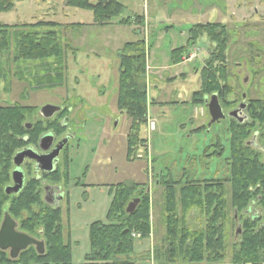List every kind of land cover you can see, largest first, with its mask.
Masks as SVG:
<instances>
[{
  "label": "rangeland",
  "instance_id": "374dc122",
  "mask_svg": "<svg viewBox=\"0 0 264 264\" xmlns=\"http://www.w3.org/2000/svg\"><path fill=\"white\" fill-rule=\"evenodd\" d=\"M118 2L124 7L122 14L105 25L95 24L91 11L66 7L62 0H23L12 10L0 12L1 30L5 25L37 21H53L62 26L83 24L67 30L62 26L36 28L42 34L55 31L61 49L57 59L32 61L15 60L16 29L20 28L10 29L5 48L0 47V106H33L34 113L26 119L30 122L42 120L40 110L44 105L68 107L67 124L73 135L68 141L70 177L67 186L61 185L63 196L58 205L62 210L64 240L71 243L72 263L85 262L89 225L106 222L113 198L108 189L138 183L149 195L151 233L145 239L132 235L134 253L127 260L130 264H163L167 261L168 245L163 182H177L173 200L176 217L180 222L185 219L186 226L195 230L205 226L206 217L196 208L183 212L179 181L221 180L230 175L225 162L228 116L210 123L211 96L205 97L204 105L190 102L193 92L200 89V71L213 44L202 35L187 45L189 29L196 24H224L228 30L227 79L233 89L228 100H238L236 108L249 99L264 100V0ZM136 15L143 17L142 24L137 23ZM124 18L129 24H119ZM137 40H144L146 45V74L139 81L146 85L147 119L139 135L145 138L146 146L138 145L127 160L131 123L117 107L118 54L125 43ZM186 45L189 59L173 65L171 50ZM237 114L246 117L245 109L240 108ZM217 138L224 147L222 158L205 159L203 150L208 145L209 151L217 149ZM252 140L264 152L263 140L257 136ZM22 168L14 167L21 172ZM40 171L36 168L35 174ZM22 174L24 183L28 176ZM255 209L258 206H253L243 218L254 214ZM228 213L224 226L226 261L234 242H238L240 228L239 218L233 220V209L229 208ZM257 216L264 226V212ZM25 217L24 213L22 219ZM5 252L9 254L8 250Z\"/></svg>",
  "mask_w": 264,
  "mask_h": 264
},
{
  "label": "trees",
  "instance_id": "16d2710c",
  "mask_svg": "<svg viewBox=\"0 0 264 264\" xmlns=\"http://www.w3.org/2000/svg\"><path fill=\"white\" fill-rule=\"evenodd\" d=\"M22 1L0 0V12L10 11ZM62 2L66 7L91 11L97 25L110 23L124 10L118 0ZM134 18L137 23H143V17L136 15ZM119 24H129L128 18L119 20ZM82 25L74 23L62 26L53 21L5 25L3 30L0 29V47L5 48L10 29L20 28L16 29L15 60L57 59L61 47L56 32L42 34L35 29H61L62 26L67 30ZM202 35L211 41L213 49L200 71V89L193 92L190 102L197 106L204 105L206 96L216 95L222 108L232 112L238 100H228L233 92L227 79L228 30L222 23L196 24L189 29L187 45L193 44ZM187 45L171 50L173 65L189 58ZM118 61L117 107L131 123L126 150V158L129 160L134 155L133 149L138 145L146 146L145 138L139 136L141 126L145 125L147 119L146 85L144 81L139 82L146 74L145 41L125 43L118 54ZM34 111L33 106L23 104L0 106V222L7 212L18 222L21 232L44 243V252L40 254L35 247L30 246L16 258H11L8 253L0 250V264H74L71 243L64 240L63 236L62 210L60 206H52L44 201L41 188L44 180L50 184H69L71 161L68 147L54 171L35 179L31 167L27 166L28 179L21 191L18 194H7L5 190L12 184L11 174L17 152L28 146L36 147L40 137L46 133H52L57 139L67 133L68 125L64 126L62 119L68 115V107L56 113L55 118L26 121ZM245 112L246 119L243 122L236 117H228V155L225 162L229 168V177L221 180L179 181L183 212L190 208L200 209L206 217L204 227L191 230L184 223L185 219L178 221L173 202L177 182H163L167 194L164 221L168 241L165 249L167 261L163 264H264V226L257 216L261 211L264 212V152L252 140L256 134L264 145V100L249 99L245 103ZM27 123L31 124L30 129ZM214 145L217 149L209 151L208 145L203 150L202 156L205 159L222 158L224 147L219 138ZM141 186L138 183L119 184L116 188L108 189V194H113V198L105 215L106 222L95 221L89 225V252L85 254V262L79 264H130L127 258H131L134 253L132 235L139 234L145 239L151 233L149 195L143 193ZM135 199H139V203L131 213H127L128 203ZM253 206H258L254 214L250 213L243 218ZM229 208L234 211V222L236 217L239 218L240 228L238 242H234L229 261H226L228 244L224 226L229 219ZM24 213L26 217L22 219ZM120 257L124 259L117 260ZM177 257L180 261L176 260Z\"/></svg>",
  "mask_w": 264,
  "mask_h": 264
},
{
  "label": "water",
  "instance_id": "95a60500",
  "mask_svg": "<svg viewBox=\"0 0 264 264\" xmlns=\"http://www.w3.org/2000/svg\"><path fill=\"white\" fill-rule=\"evenodd\" d=\"M243 107L244 104L240 106V108ZM60 109L61 108L59 106L47 104L41 108L40 113L44 118H51ZM208 109L211 118L210 123L217 122L226 117V114L224 113L216 95H212L211 99L208 101ZM238 111L239 109L234 110L230 112L229 115L237 117ZM239 120L242 121V118H239ZM26 126L28 129L31 128L30 123H27ZM67 140L68 137L59 141L57 146L52 151L47 152L54 141V136L52 133H46L42 135L39 140V148L46 153L39 154L33 148L23 149L16 153L14 157V164L20 166L24 159L29 158L36 161L41 170L50 172L53 170L59 152ZM12 179L14 181L12 190L18 191L22 187L23 183V174L21 170L14 169L12 172ZM138 203L139 199L129 202L126 207V212L131 213L136 208ZM29 246H34L40 254L44 252V243L24 232L18 231V223L12 219L7 212H5L0 223V249L3 251L8 250L10 257L16 258L21 251L27 249Z\"/></svg>",
  "mask_w": 264,
  "mask_h": 264
},
{
  "label": "flooded vegetation",
  "instance_id": "af4514ba",
  "mask_svg": "<svg viewBox=\"0 0 264 264\" xmlns=\"http://www.w3.org/2000/svg\"><path fill=\"white\" fill-rule=\"evenodd\" d=\"M68 116V115H67ZM67 116L66 117H64L63 119H62V122H63V125L64 126H66V125H68L67 124ZM71 136V138L73 139V135L72 134H70V130H69V128H68V130H67V133H66V135L65 136H63L62 138H64V137H66V136ZM255 137L257 136L256 134L254 135ZM62 138H59V139H57L56 137H55V135H54V142L52 143V145H51V147H50V149L47 151V152H50V151H52L56 146H57V144H58V142L62 139ZM67 144L68 143H65L64 144V146L62 147V149L60 150V152H59V155H58V157H57V160L55 161V164H54V168H53V170L52 171H54L55 169H56V165H57V163H58V161H59V159H60V157L62 156V154H63V152L64 151H66V147H68V152H69V145L67 146ZM26 148H33L36 152H38L39 154H44V153H46V152H43L40 148H39V142H38V145L35 147V146H28V147H26ZM26 148H24V149H26ZM262 149V148H261ZM23 150V149H22ZM21 166L23 167L22 168V172H24L25 174H27L26 173V168H27V166H30L31 167V169H32V176L35 178V179H40V178H43L42 177V175L43 174H45V173H49V172H47V171H43V170H41L40 172H39V174H35V169L36 168H38L39 169V167H38V163L36 162V161H34V160H32V159H29V158H26V159H24V161H23V163L21 164ZM14 167H16V165H14ZM70 169V168H69ZM14 170V169H13ZM13 170H12V172H13ZM52 171H50V172H52ZM12 175V174H11ZM28 176V175H27ZM26 182V181H25ZM25 182L23 183V185H22V187L18 190V191H13L12 190V187L14 186V181H13V179H12V184L11 185H9V186H7L6 187V193L7 194H18L20 191H21V189L23 188V186H24V184H25ZM42 187V194H43V199H44V201L45 202H47L48 204H50V205H52L53 203H54V205L53 206H57V203H55V202H57V196H56V198H53V194H63L62 193V190H61V184H50V183H48L47 181H42V185H41ZM9 190V191H8Z\"/></svg>",
  "mask_w": 264,
  "mask_h": 264
},
{
  "label": "crops",
  "instance_id": "0c3cea01",
  "mask_svg": "<svg viewBox=\"0 0 264 264\" xmlns=\"http://www.w3.org/2000/svg\"><path fill=\"white\" fill-rule=\"evenodd\" d=\"M54 196H53V198H56V196H57V202H55V203H57V205H58V203H59V201L60 200H62V196H63V194H53ZM52 205H54V203L52 204ZM222 264H225V263H222ZM227 264H231V263H227Z\"/></svg>",
  "mask_w": 264,
  "mask_h": 264
}]
</instances>
